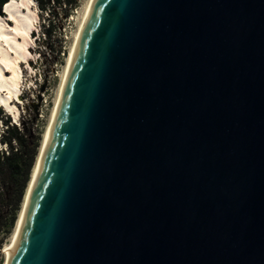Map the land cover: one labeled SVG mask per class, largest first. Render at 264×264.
<instances>
[{
	"label": "water",
	"instance_id": "1",
	"mask_svg": "<svg viewBox=\"0 0 264 264\" xmlns=\"http://www.w3.org/2000/svg\"><path fill=\"white\" fill-rule=\"evenodd\" d=\"M10 264H264V0H96Z\"/></svg>",
	"mask_w": 264,
	"mask_h": 264
},
{
	"label": "rangeland",
	"instance_id": "2",
	"mask_svg": "<svg viewBox=\"0 0 264 264\" xmlns=\"http://www.w3.org/2000/svg\"><path fill=\"white\" fill-rule=\"evenodd\" d=\"M34 1L33 7L37 10L39 15V24L37 26L39 34H36L33 44L37 57L40 59V64L39 67L35 69L34 74H31L30 71L26 69V64H23L25 82L22 84L21 88V98L23 101L18 103L20 115L17 118H12L2 109L4 115L10 117L12 124L17 126L24 136L25 146L22 147L17 144H14V146L19 151H24V156H27V160L29 154L32 153L34 149H37L39 155L50 122L52 110L55 106L74 35L79 28L81 14L88 2V0H76V7H70L68 5L53 6L50 7L52 11L51 14L48 10L41 11L38 7L37 0ZM50 22L51 25L54 26L51 37L48 36L46 31L49 29ZM0 130L1 136L6 130L2 121L0 123ZM2 147L4 152L6 150L5 153L8 154L7 151L9 150H7L6 145ZM14 189L15 186L9 183L0 186V264H4L5 262L3 250L6 244L10 242L20 217L22 204L26 195L25 192L15 226L11 227L10 223L14 215V205L17 198L16 190Z\"/></svg>",
	"mask_w": 264,
	"mask_h": 264
},
{
	"label": "bare ground",
	"instance_id": "3",
	"mask_svg": "<svg viewBox=\"0 0 264 264\" xmlns=\"http://www.w3.org/2000/svg\"><path fill=\"white\" fill-rule=\"evenodd\" d=\"M34 2V0H11L5 7L4 15L0 16V106L4 107L8 113H11L16 118L20 115L18 103L23 101L21 98V88L22 84L25 82V70L23 69V64H26V69H28L31 74H34L35 69L39 67L40 64V59L37 57L33 44L35 42L36 34H39L37 30L39 15L37 10L33 7ZM95 2L96 0H88L84 11L81 14L79 28L74 35L67 64L62 75L61 84L55 101V106L52 110L50 122L32 171L29 186L22 204L20 217L17 221L10 242L6 244L3 250L5 258L4 264L11 263L19 243L25 216L35 187L36 178H38L42 160L50 142L66 82L74 62L80 39ZM1 146H3V144L0 142V147Z\"/></svg>",
	"mask_w": 264,
	"mask_h": 264
},
{
	"label": "trees",
	"instance_id": "4",
	"mask_svg": "<svg viewBox=\"0 0 264 264\" xmlns=\"http://www.w3.org/2000/svg\"><path fill=\"white\" fill-rule=\"evenodd\" d=\"M11 0H0V16L4 15L5 7L10 3ZM38 7L41 11H49L50 7L53 6H70L76 7V0H37ZM49 37L52 36L54 31V26L49 24V29L46 30ZM0 120L2 124L6 127V130L1 134V142L6 145L8 154L6 150H0V186L6 183L15 186L16 190V201L14 205V215L11 220V227L15 226L18 218V212L20 211V206L22 204L26 188L28 186L31 172L36 162L38 155L37 149H34L32 153L29 154L28 160L27 156H24V151H19L15 148L14 144L25 146L24 136L17 126L12 124L9 116H5L2 109H0ZM1 131V130H0ZM38 147V146H37ZM26 153V152H25ZM27 154V153H26Z\"/></svg>",
	"mask_w": 264,
	"mask_h": 264
},
{
	"label": "clouds",
	"instance_id": "5",
	"mask_svg": "<svg viewBox=\"0 0 264 264\" xmlns=\"http://www.w3.org/2000/svg\"><path fill=\"white\" fill-rule=\"evenodd\" d=\"M0 140H1V138H0ZM2 143V142H1Z\"/></svg>",
	"mask_w": 264,
	"mask_h": 264
}]
</instances>
